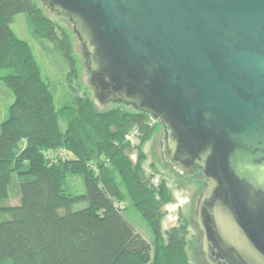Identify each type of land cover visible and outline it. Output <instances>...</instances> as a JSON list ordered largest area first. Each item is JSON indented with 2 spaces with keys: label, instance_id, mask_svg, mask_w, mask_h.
Wrapping results in <instances>:
<instances>
[{
  "label": "water",
  "instance_id": "95a60500",
  "mask_svg": "<svg viewBox=\"0 0 264 264\" xmlns=\"http://www.w3.org/2000/svg\"><path fill=\"white\" fill-rule=\"evenodd\" d=\"M65 17L99 107L162 127V163L204 181L203 264H264V0H37Z\"/></svg>",
  "mask_w": 264,
  "mask_h": 264
},
{
  "label": "trees",
  "instance_id": "16d2710c",
  "mask_svg": "<svg viewBox=\"0 0 264 264\" xmlns=\"http://www.w3.org/2000/svg\"><path fill=\"white\" fill-rule=\"evenodd\" d=\"M37 3L0 0V83L14 96L0 124V202L18 188V204L0 206V264H190L186 222L161 227L162 205L173 200L166 183H151L144 156L136 163L127 156V136L136 134L140 152L158 123L133 108L97 111L80 96L69 36ZM19 14L68 64L71 97L61 109L28 43L11 30ZM69 176L82 180L84 194H65ZM121 187L152 230L153 246L121 214ZM81 203L86 207L72 210Z\"/></svg>",
  "mask_w": 264,
  "mask_h": 264
},
{
  "label": "rangeland",
  "instance_id": "374dc122",
  "mask_svg": "<svg viewBox=\"0 0 264 264\" xmlns=\"http://www.w3.org/2000/svg\"><path fill=\"white\" fill-rule=\"evenodd\" d=\"M40 8L41 5L37 3ZM52 21L62 27L68 34L73 48V56L76 61V69L78 74L77 84L79 88V95L88 98L94 105L97 111H108L111 109H119L123 112H133L131 107L121 104H109L100 108L99 103L93 96L92 88L87 81V69L83 50L76 35L73 32L71 23L65 17L54 16L48 11H43ZM11 30L17 38L28 43L33 53L34 59L37 62L42 77L49 85V91L53 96L55 107L61 109L70 100L71 91L67 83L68 64L62 54L53 49L51 43L41 41L33 37L28 26L25 15H16L11 24ZM13 94L0 83V124L8 117V107L13 103ZM67 128L65 119L59 120V129L64 132ZM162 127L157 124V130L153 137L145 143L140 152L137 150L138 140L136 134L131 132L127 139L130 141L131 149L127 152L129 159L136 163L140 156H144L142 160V168L146 175L151 176V183L153 185L159 184L161 181L166 183V186L172 194L173 200L170 203L162 205L163 218L161 227L163 232L169 230L173 226L179 224V221L186 222V254L190 264H203L200 262L199 252L197 247L200 242V234L194 222L196 198H198L199 190H202L203 180L197 177L180 176V174L173 175L170 173V165L167 164L165 168L161 165L162 157L160 151V135ZM65 194L80 195L84 194L83 182L79 177L69 176L67 183L63 186ZM124 194V200L120 204L121 214L133 227L135 232L139 234L148 244L153 246L154 236L152 230L132 206L130 197L128 196L124 187H121ZM18 204V188L14 185L10 189L9 198L7 201L0 202V206H15ZM86 207L84 203L76 204L72 210H80ZM0 219H3L0 216ZM153 255V250H152Z\"/></svg>",
  "mask_w": 264,
  "mask_h": 264
}]
</instances>
